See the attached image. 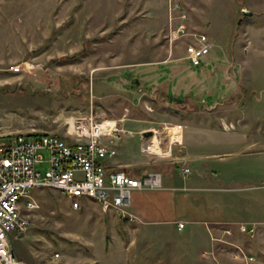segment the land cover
I'll return each instance as SVG.
<instances>
[{
    "label": "rangeland",
    "instance_id": "374dc122",
    "mask_svg": "<svg viewBox=\"0 0 264 264\" xmlns=\"http://www.w3.org/2000/svg\"><path fill=\"white\" fill-rule=\"evenodd\" d=\"M178 1L188 29L205 34L210 44L197 67L185 59L187 38H169V0H0V144L31 131L65 136L76 117L92 113L116 120L119 128L135 132V140L150 130L141 140L156 137L164 152L178 128L182 133L177 124H185L188 138V124L199 120L224 121L223 129L238 131L262 149L264 0ZM170 96L182 101H169ZM167 126L175 127L173 140ZM40 154L37 170L44 173L49 155ZM236 158L242 162L240 175L257 183L264 151ZM251 193L255 211L240 221L264 222V189ZM33 196L38 206L30 226L11 240L16 256L32 264H110L107 248L120 244L113 213L115 220L94 209L84 212L81 204L73 208L55 189L38 188ZM90 201L82 200L86 206ZM230 227L255 264H264V226L256 225L254 236ZM230 236L221 235L225 243L214 247L215 264L230 260ZM149 242L153 249L155 239Z\"/></svg>",
    "mask_w": 264,
    "mask_h": 264
},
{
    "label": "crops",
    "instance_id": "0c3cea01",
    "mask_svg": "<svg viewBox=\"0 0 264 264\" xmlns=\"http://www.w3.org/2000/svg\"><path fill=\"white\" fill-rule=\"evenodd\" d=\"M176 126L181 127L182 133L177 127L178 140L165 146L166 151H170L168 155L156 154L158 158L142 152L141 147L147 142L141 140L143 131L139 132V140H135V132L123 128L125 132L111 140L117 154L107 162L110 167L125 169L134 175L157 172L161 184L132 191L127 208L131 219L102 211L94 200L88 206L81 203L84 212L94 209L111 220L114 219L111 213L118 218L115 232L120 244L108 246L105 259L110 264L120 257L119 264H215L214 247L225 243L219 240L224 235L222 224L264 226L262 221H240L243 215L255 211L251 191L264 189V173L261 172L257 183L250 184L249 174L240 175L242 162L236 158L241 155L249 159L263 152L264 147L258 150L255 143L245 141L238 131L223 129L227 126L224 121L219 124L191 121L188 138L185 124ZM121 141L124 148L118 151ZM226 152L234 156H226ZM248 163L249 160H244L243 165ZM183 168H188L189 172L184 173ZM178 222L183 223L181 228ZM232 233L229 236L234 240L228 239L227 243L243 246L240 238ZM154 239L152 249L148 244ZM125 255L133 258H125ZM225 264L237 263L230 258Z\"/></svg>",
    "mask_w": 264,
    "mask_h": 264
},
{
    "label": "built area",
    "instance_id": "2783aa9c",
    "mask_svg": "<svg viewBox=\"0 0 264 264\" xmlns=\"http://www.w3.org/2000/svg\"><path fill=\"white\" fill-rule=\"evenodd\" d=\"M168 20L169 38H187L185 59L191 66H199L210 51L207 36L188 29L187 14L178 0H169ZM18 69L19 66H15L14 71ZM166 128L168 131L172 127ZM121 132L125 131L118 127L116 120L90 113L76 117L65 136L31 131L17 133L8 143L0 144V264H32L16 256L11 240L28 230L30 214L38 206L33 196L38 188L58 190L71 200L73 208L88 198L96 201L102 211L131 219L127 208L132 191L158 187L161 178L157 172L134 175L107 164L117 154L111 140ZM151 143V140L145 142L142 152L150 153ZM41 151L49 155L44 173L37 170L43 160ZM183 172L188 173L189 169L183 168ZM177 226L181 228L183 223L178 222ZM236 226L241 233L255 234V224L238 223ZM223 232L231 235L232 229L228 225ZM229 244L232 246L230 257L237 264L256 263L255 256L243 246ZM58 255L55 253L56 257Z\"/></svg>",
    "mask_w": 264,
    "mask_h": 264
},
{
    "label": "bare ground",
    "instance_id": "6f19581e",
    "mask_svg": "<svg viewBox=\"0 0 264 264\" xmlns=\"http://www.w3.org/2000/svg\"><path fill=\"white\" fill-rule=\"evenodd\" d=\"M70 124H72V122L70 123ZM175 132V127H172V128H170L169 129V133H170V135H171V138H172V135L174 136V133ZM178 139V138H177ZM177 139H176V141H177ZM158 139H156V137H152V143L149 145V148H148V150L150 151V152H152V153H154V154H159V155H161V156H164V155H168L169 154V152L168 151H163L160 147H159V144H158V141H157ZM172 140H173V138H172Z\"/></svg>",
    "mask_w": 264,
    "mask_h": 264
},
{
    "label": "water",
    "instance_id": "95a60500",
    "mask_svg": "<svg viewBox=\"0 0 264 264\" xmlns=\"http://www.w3.org/2000/svg\"><path fill=\"white\" fill-rule=\"evenodd\" d=\"M242 13H243V14H248V15H250V14H251V11L246 10V9H242ZM135 83L138 84L139 81L136 80ZM168 99H169V101H171V100H174V101H177V102L182 101V99H179V98H176V97H172V96H170ZM151 134H152V132H151L150 130H146V131H143V132H142V136H145V137H148V136H150Z\"/></svg>",
    "mask_w": 264,
    "mask_h": 264
}]
</instances>
